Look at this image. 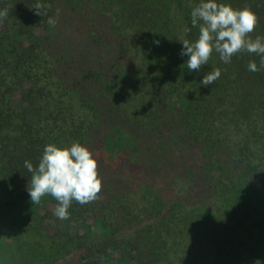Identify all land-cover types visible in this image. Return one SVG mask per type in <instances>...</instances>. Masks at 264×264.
Here are the masks:
<instances>
[{"label": "trees", "instance_id": "obj_1", "mask_svg": "<svg viewBox=\"0 0 264 264\" xmlns=\"http://www.w3.org/2000/svg\"><path fill=\"white\" fill-rule=\"evenodd\" d=\"M198 3L0 0V172L30 181L24 162L37 167L47 144L87 146L102 191L73 201L70 217L95 216L131 264H264V70H248L260 57L247 52L187 69L179 39L198 38ZM218 3L250 7V35L264 36V0ZM214 68L219 79L200 84ZM35 221L12 223L31 255L105 264L84 237L61 240Z\"/></svg>", "mask_w": 264, "mask_h": 264}, {"label": "clouds", "instance_id": "obj_2", "mask_svg": "<svg viewBox=\"0 0 264 264\" xmlns=\"http://www.w3.org/2000/svg\"><path fill=\"white\" fill-rule=\"evenodd\" d=\"M34 10L41 15L42 5ZM7 17V9L0 11V22ZM198 22H200L198 24ZM49 23H54L51 19ZM193 27L199 26V35L194 42L182 41L181 55H187V69L199 71L207 64L213 52L219 54L223 63H230L234 55L247 52L260 57L259 66L255 60L248 62L250 72L264 70V36L251 33L259 23L258 15L250 8H234L218 0H200L191 11ZM221 76V69L214 68L204 75L200 84L207 87ZM24 166L32 173L27 186L31 202L39 204L42 197L50 195L58 203L54 215L61 220L68 219V209L75 201L85 205L99 198L102 191V177L98 172V161L93 152L79 142L60 147L49 143L44 147L38 166L30 161Z\"/></svg>", "mask_w": 264, "mask_h": 264}, {"label": "rangeland", "instance_id": "obj_3", "mask_svg": "<svg viewBox=\"0 0 264 264\" xmlns=\"http://www.w3.org/2000/svg\"><path fill=\"white\" fill-rule=\"evenodd\" d=\"M186 156L168 158L166 166L172 165L173 161H185ZM162 166V165H161ZM29 180L22 182L9 181L0 172V264H62L64 261L48 263L39 256H31L26 241L18 238L13 231L12 223L19 216L35 218V222L47 233H53L55 238L61 240L69 237L68 234L82 236L81 241L92 246L95 258L105 264H131L127 249L105 244L108 238L105 236L108 230L93 215L87 213L76 218L61 220L54 215L55 205L46 197H42L39 204H33L30 199L27 186ZM252 205L260 212L263 205L257 196L253 198ZM79 239V238H73ZM69 243V242H68ZM96 243V246H95ZM69 245H71L69 243ZM69 255V254H68ZM66 255V257L68 256ZM79 253L70 254L63 264H76Z\"/></svg>", "mask_w": 264, "mask_h": 264}, {"label": "flooded vegetation", "instance_id": "obj_4", "mask_svg": "<svg viewBox=\"0 0 264 264\" xmlns=\"http://www.w3.org/2000/svg\"><path fill=\"white\" fill-rule=\"evenodd\" d=\"M27 247H28V245H27ZM29 251H31V250L29 249ZM30 255H31V253H30ZM31 256H36V255H31ZM36 257H38V256H36ZM56 262H60V260H55L54 263H56Z\"/></svg>", "mask_w": 264, "mask_h": 264}]
</instances>
